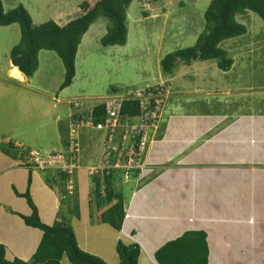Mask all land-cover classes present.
<instances>
[{
	"label": "crops",
	"instance_id": "obj_1",
	"mask_svg": "<svg viewBox=\"0 0 264 264\" xmlns=\"http://www.w3.org/2000/svg\"><path fill=\"white\" fill-rule=\"evenodd\" d=\"M57 23L64 26L66 22ZM12 31L17 34V39L8 49H4L0 38V57L2 54L4 58L3 64L0 63V243L6 247L8 260L20 258L29 261L42 240L43 232L26 225L20 216L31 215L32 208L18 193L30 190L40 218L49 225L58 219L65 205L60 199L59 184L51 186L46 180V176L52 177L53 173L28 167L20 156V149L38 147L42 150L48 147L50 151L46 154L64 149L69 120L75 115L72 102L86 93V82L81 81V75L77 77L76 71L74 84L72 82L73 85L62 88L66 70L46 74L47 63L59 64L60 60L55 55L57 53L50 50L39 52V68L34 76H27L10 58L12 49L21 40L17 28ZM88 35L89 32L84 37ZM94 39H98L95 44H100L99 38ZM85 42L82 39L79 45L76 68ZM126 45L110 51L117 53L108 62L110 70L127 61V56L118 61L128 48V43ZM91 50L87 48L85 53ZM162 58V55L158 57L159 65ZM96 60L89 56L85 62ZM232 68L233 65L228 71L218 68L216 73L208 69L214 77L207 76V71L201 69L204 73H199L198 78L205 82V86L209 85V90H215L212 89L213 84L214 88L220 84L222 91L228 83L241 84L236 91L238 103L223 99L226 96L223 92L218 96L222 100L221 108L210 109L209 112L182 114L171 103L166 106V117L162 123L166 126L148 147L147 167L132 178L135 180L133 183L139 181V185L136 187L131 183L130 198H125L126 217L122 230L117 231L108 223L99 224L90 218L92 222L88 225L95 228V235L98 233L101 237L97 248H89L98 249V252H93L95 255L104 259L106 255L117 256L119 264L116 247L122 240L127 245L137 243L140 246L138 264H158L155 252L166 242L189 230H204L209 246V264H264V73L255 69L237 72ZM218 73L220 77L215 75ZM76 80L81 81V93L71 89ZM193 83L190 82V87ZM212 92L207 97L214 104L217 99ZM91 108L92 105L88 110ZM85 110L82 106L80 111L83 113ZM58 129L61 134L54 133ZM35 135L40 141L38 144L32 142ZM4 144L11 146H5L11 149L10 153L4 151ZM103 151L102 144L97 155L99 160L107 162ZM129 184L126 182V186ZM119 191L123 192V189ZM88 196L91 198L90 193ZM79 202L82 207L80 197ZM73 218L80 227L82 216ZM110 226L116 232L111 231ZM74 227L80 248L89 252L86 248L89 244L86 241L81 244L78 228ZM106 230L113 238L111 252L110 240L104 235ZM61 264L72 263L64 256Z\"/></svg>",
	"mask_w": 264,
	"mask_h": 264
},
{
	"label": "rangeland",
	"instance_id": "obj_2",
	"mask_svg": "<svg viewBox=\"0 0 264 264\" xmlns=\"http://www.w3.org/2000/svg\"><path fill=\"white\" fill-rule=\"evenodd\" d=\"M0 1L6 9H4L6 12L19 7L20 5L24 6L32 16L35 25H39L50 20H54L56 22L60 21L62 24L66 22L64 24L66 25L71 20L76 19L84 13V10L81 7L84 1H90L92 5L96 2V0ZM211 1L212 0H133L130 5L131 7L128 11L126 10V23L128 34H130V39L127 40L128 48L124 50V54L122 56L120 55L118 60L122 61L124 58L123 56H127V61L118 63V66L114 67L113 70H110L108 62L109 60H112V56L117 53L114 52L112 54L110 51L120 48H118V46L105 47L102 44H95L98 39L94 38L96 37L100 40L103 34L106 33V28L111 23L109 18L103 16L99 17L89 28L88 32L90 35L83 37V41L86 40V42L81 48V54L78 58L76 71L77 77L81 75V77H79L81 81H83V83L86 82L84 83L86 93L82 96V98L72 102V111H74L75 115L74 118H70V123L68 122L69 125L76 121L75 116L77 113L81 112L80 110L82 106L88 110L90 105H93L95 102L106 100L108 97L113 95L112 90L114 87L119 88L120 94L125 96L127 93H130V89L128 88L146 89L151 86H160L169 83L166 85V106L171 103L172 107L174 109H178V111L182 114L204 113L209 112L210 109L216 110L221 108L220 101L222 100H220L221 97L218 96H220L219 94L223 92H226V96L225 98L223 97V99L230 101L233 104L238 103L239 97L237 96L236 91L240 89L241 84L238 83V87V84L236 86V84L228 83L227 87L224 89L225 91H222L223 89L220 88V84H218L215 88V84H213L211 86L212 89L215 90H209V85L207 84L205 86V82L198 78L199 73H204V71H207L208 69L213 72L219 71L217 62L214 60L207 63L203 62L202 64L200 61H196L191 65L189 64V66L185 63H179V65L175 68V73L169 75V77L163 71L162 66L157 63L158 57H161V55L164 58V55L172 51L195 45L198 36L204 32V15ZM236 19L238 22L246 26L247 32L243 36L225 40L221 43V47L226 50L228 56L234 60L232 69L237 72H239L240 69H255V71L264 73V20L253 11H249L244 15H237ZM13 28H17L18 36L20 38L21 28L19 24L14 23L0 28V38L4 42L5 50L8 49L9 46L14 45L16 42L17 34L12 31ZM87 48L93 50L85 53ZM94 51L96 54H92ZM89 56H93L97 60L85 62L86 58ZM59 59V64H54L51 61L47 63V67L44 72L46 74H50L57 72L60 73L61 69L65 70L62 59ZM3 61L4 58L1 54L0 63L2 62L3 64ZM201 69L204 71L201 72ZM208 72L209 71H207V76L212 75V77H214V73ZM215 75H219L220 77V73ZM242 76L246 75L242 74ZM254 80L259 82L256 78ZM81 81L76 80L75 85L72 86L71 89L81 93L83 91ZM207 81L209 82L210 79ZM190 82H194L192 87H190ZM262 82H264V79ZM62 84L63 82L61 83V86ZM195 86L198 87L197 90L195 89ZM212 91H214V93ZM211 92L215 99H217L214 104L208 100L207 97V94H211ZM216 93L218 94L217 96L214 95ZM165 126V123L163 126L162 124L159 125L161 128L159 129L158 134L160 131L162 132L164 130ZM1 131L2 130H0V135L2 134ZM54 133H60L59 129L58 131L54 130ZM67 137H69V130ZM79 138L80 156L82 158L79 160L80 167L75 171L74 178L76 187H74L73 192L76 193L71 196L72 199L67 200L65 208H72L71 206L73 203L71 201L74 199L73 196H76L75 201L77 200V202H79V197L82 199V207L78 204L79 216H82L80 227L78 225V221H73V217L75 215L71 214L70 211L65 209L63 211L61 210V213L71 226H77L78 233L80 235V238H78L80 239L81 244L86 241V243L89 244V246L86 247L87 250H89L88 253L95 255L93 252H98V249L91 250L89 248H97V243L101 237H99L98 233L95 235V228H91L88 224L92 222V220L93 222L95 219L96 221L98 220L100 211L98 210L97 199L95 193L93 192L94 182L93 175L91 174V168L95 166H102L100 165L102 159L99 160L97 152H101V146L102 144L103 146L106 144V139L103 133H99L93 127H84L80 130ZM32 142L33 144H38L40 141L35 135ZM61 143L62 142L58 145ZM5 144L3 145L4 147L7 146ZM8 147L11 148L10 145H8ZM36 148L38 149V147ZM38 150L42 154H46L50 151L48 147ZM61 151L65 152L64 149ZM148 163H150V161ZM116 170L118 171L116 172L115 182L119 184L121 181L122 183L115 185V187L119 190L122 188L124 198L128 199L130 198V192L132 189L131 183L138 187L139 184L137 183L139 181L133 183V171H131V174L129 175V173L127 174L125 170L122 171L120 168H117ZM100 171L95 172L96 175L103 176V172ZM52 172V176H55L58 173L57 170H52ZM128 178L130 179V184L126 186V182L129 183L126 181ZM65 191L67 194V187H65ZM78 191H80V194ZM87 193H90L91 198ZM81 195H84V197H81ZM60 199L63 200L62 197H60ZM91 200H94L92 202V206L90 205ZM102 206L107 208L109 205L105 204ZM90 211H92L91 214ZM156 225L157 223L155 226ZM110 230L116 232L111 226ZM104 235L108 238V240H110L109 248L111 252L113 242L112 234L109 230H106ZM116 257L114 255H111L110 257L106 255L105 259L102 257L100 258L105 260L107 264H114L115 262L118 264Z\"/></svg>",
	"mask_w": 264,
	"mask_h": 264
},
{
	"label": "trees",
	"instance_id": "obj_3",
	"mask_svg": "<svg viewBox=\"0 0 264 264\" xmlns=\"http://www.w3.org/2000/svg\"><path fill=\"white\" fill-rule=\"evenodd\" d=\"M132 1L96 0L93 5L90 1H84L81 5L84 13L64 26H60L54 20L35 25L32 16L24 6L20 5L6 12L0 1V26L17 23L21 28V40L11 51L13 64L18 66L27 76H33L39 68V52L41 50L54 51L62 59L66 70L62 88L70 86L76 76V54L79 45L91 25L99 17H107L111 22L106 33L101 37L100 44L105 47H119L128 43L127 40L130 37L128 36L126 23V10ZM249 11L255 12L264 20V0H212L205 11L204 32L198 36L195 45L172 51L161 60V66L165 74L167 76L172 75L179 63L189 65L196 61L212 60L217 62L219 69L223 71L230 70L234 60L221 47V43L225 40L243 36L247 32L246 26L238 22L236 17L237 15L247 14ZM113 91L118 92L119 88L114 87ZM89 113H93L97 122L104 121L106 106L103 102L97 101L92 105L91 110L85 114H77L75 117L82 118ZM121 115L124 116V121L129 120L131 124H134L136 118L140 115L139 102L135 99L124 100ZM70 142V137L66 138L64 142L66 155L68 154ZM7 147H4V151L10 153L11 149ZM32 148L25 147L21 151L24 155H27ZM59 152L64 153L60 150L53 152V154ZM115 161L116 155H112L108 162ZM49 171L46 172L50 174ZM117 171L116 169L105 170L104 177L95 175L93 177V192L100 211L98 223H108L117 231H121L126 212L125 198L122 192L115 187V185H118L115 182ZM138 174L139 170L135 169L134 175L137 176ZM69 176L68 173L58 170L55 176H46V180L51 186L59 184L61 193L65 194V182ZM29 183H31V178ZM18 195L26 198L32 208L31 215L20 214V216L24 219L26 225L42 230L43 237L35 254L29 261L20 258H15L12 261L8 260L6 258V247L0 243V264H61L64 256L72 264H107L102 258L80 248L73 226L66 221L61 212L52 225L46 224L40 218L30 190L27 189L25 193H18ZM73 198L72 208H68V211L79 217V203L77 200L75 201L76 196ZM66 199H63L62 202L65 203ZM105 204L109 206L104 209L101 208ZM116 249L120 258L119 264L139 263L141 250L137 243L127 245L119 240ZM154 258L158 264H209L207 233L204 230L186 231L178 238L170 240L160 247L155 252Z\"/></svg>",
	"mask_w": 264,
	"mask_h": 264
},
{
	"label": "built area",
	"instance_id": "obj_4",
	"mask_svg": "<svg viewBox=\"0 0 264 264\" xmlns=\"http://www.w3.org/2000/svg\"><path fill=\"white\" fill-rule=\"evenodd\" d=\"M166 85L151 86L146 89H138L127 93L123 97L110 98L106 102V117L104 121L95 122V117L90 115L87 119H81L76 125H72L70 132V147L68 154L54 153L41 154L38 150L32 148L24 157L40 170L56 169L68 173L70 176L65 182L67 194L61 195L62 199L70 198L75 193L74 171L79 165L76 163L80 156V138L79 127H93L98 130H106V148L105 155H116V161L110 164H100L91 168V174L95 172H103L110 168H120L129 175L135 169L142 170L144 168V154L151 135L157 131L164 115V107L166 104ZM135 99L140 104L139 122L131 124L129 120H123L121 115L122 103L125 99ZM118 129L123 133L119 140L116 139ZM115 153V154H113ZM113 163V164H112ZM108 173V172H107ZM104 193V191H103ZM70 195V196H68Z\"/></svg>",
	"mask_w": 264,
	"mask_h": 264
},
{
	"label": "clouds",
	"instance_id": "obj_5",
	"mask_svg": "<svg viewBox=\"0 0 264 264\" xmlns=\"http://www.w3.org/2000/svg\"><path fill=\"white\" fill-rule=\"evenodd\" d=\"M133 2V1H132ZM131 6H129L128 7V9L130 8ZM128 9H127V11H128ZM129 37H130V34L128 35ZM234 39V38H233ZM230 40V39H229ZM228 54V53H227ZM169 83H167V84H164V85H168ZM128 89H130V92H133L134 90H138L139 88H136V89H131V88H128ZM113 93V95H111L110 97H108L106 100H100L101 102H103L104 104H105V106H106V102L110 99V98H116V97H123V95H121L120 94V89H119V91L118 92H112ZM129 99H131V98H129ZM125 100H127V99H125ZM137 101V100H136ZM124 102V101H123ZM139 102V101H138ZM122 108H123V103H122ZM122 108H121V110H122ZM139 108H140V104H139ZM89 110H91V109H89ZM89 110H87V111H89ZM87 111H84L83 112V114H85ZM77 114H81V112H79V113H77ZM90 115H92L93 117H94V115H93V113H89L87 116H85V117H82V118H80V117H75V119H76V121L72 124L71 123V125H69V137H70V132H71V128H72V125H76L77 124V122L78 121H80L81 119H87ZM140 116V115H139ZM139 116L136 118V120H135V122L134 123H138L139 122ZM124 117V116H123ZM165 117H166V104H165V107H164V115H163V118H162V121H161V123L160 124H162L163 123V121L165 120ZM72 118H74V116H72ZM164 119V120H163ZM71 122H72V120H71ZM95 122H97L96 120H95ZM98 122H101V121H98ZM84 127H79V129H78V131H80V130H82ZM161 127H159L158 129H157V131H156V133H155V135H154V133H153V135H151L150 137H151V139H150V141H149V144H148V146H147V148L145 149V154H144V168H146L147 167V164H146V153H147V150H148V147H149V145L152 143V141L153 140H155L156 138H157V135H158V131H159V129H160ZM95 129V128H94ZM96 131H98V132H101V133H103L104 134V137H105V139H106V130H98V129H95ZM119 130V132H118V134H117V132H116V138H118V139H120V137H121V134L123 133V129L122 130H120V129H118ZM106 148V144L104 145V149ZM34 149H36V148H34ZM36 150H38V149H36ZM39 151V150H38ZM40 152V151H39ZM41 153V152H40ZM65 153V152H64ZM68 153V152H67ZM105 152L103 151V156H105L104 158L107 160V162H102V163H100V164H110L111 162H108L109 161V158H111V156H106L105 154H104ZM42 154V153H41ZM49 154H53V153H49ZM46 155V154H45ZM20 156L24 159L23 160V162L28 166V167H32V168H36L35 166H33V164H31L30 162H27V159L24 157V154L22 153V151H21V149H20ZM79 159H80V156H79V158H77V160H76V163L79 165ZM113 164V163H112ZM79 167H80V165H79ZM78 167V168H79ZM78 168H76L75 169V171L78 169ZM144 168L142 169V170H144ZM38 169V168H37ZM110 169H112V168H110ZM109 169V170H110ZM48 170H50L49 172H52V170H56V169H46V170H41V171H48ZM106 170V169H105ZM104 170V171H105ZM139 170V172H142V170H140V169H138ZM58 171V170H57ZM75 171H74V177H75ZM53 173V172H52ZM98 174V173H97ZM96 175V174H95ZM95 175H93V177L95 176ZM133 176H134V171H133V174H132ZM129 179V178H128ZM127 180V179H126ZM76 187V186H75ZM65 193H66V191H65ZM74 193H76V192H74ZM63 194V193H62ZM74 197V196H73ZM68 199H72V197H70V198H67L66 199V202H67V200ZM63 200H61V202H62ZM65 202V203H66ZM71 202H73V200L71 201ZM65 203H63L62 202V205H65ZM62 208H63V206H62ZM65 209H68V208H65ZM59 220H61V218H59Z\"/></svg>",
	"mask_w": 264,
	"mask_h": 264
}]
</instances>
